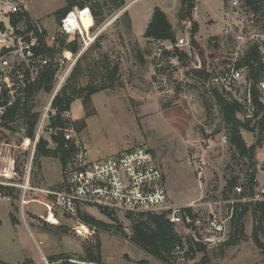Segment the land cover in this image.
<instances>
[{"label":"rangeland","instance_id":"obj_1","mask_svg":"<svg viewBox=\"0 0 264 264\" xmlns=\"http://www.w3.org/2000/svg\"><path fill=\"white\" fill-rule=\"evenodd\" d=\"M23 1L34 16L41 17L39 19L47 30L54 32L58 25L55 12L63 7L65 1ZM149 1L140 0L136 3V0H124L120 7H115L111 0H88V5L99 12L97 18L100 22H95L100 30L98 38L80 53L77 50L70 55L66 47L61 49L65 52V55H61V76L65 79L60 89L66 86L67 93L72 94L77 88L86 85L97 88L105 86L91 96L87 107L78 98L71 103L70 122L73 124L74 133L86 145L93 159L137 145H145L152 151L156 164L163 170L170 203L191 206L196 213L195 217L200 220L190 228H186L185 224L177 225L183 245L187 248L188 236L193 234L200 241L210 236L201 226L202 219L209 212L206 201L213 203L214 211L223 213L224 203H214L223 200L226 180L241 174L245 169V159L225 138L228 128L213 96V88H221L211 78L219 77L225 70L230 69L237 55L234 50L235 43L230 40L221 42L220 39L215 55L211 43L202 44L205 67L210 76L196 74L192 70L203 67L196 47H180L188 55L187 66H183L172 54L170 43H154L133 33L136 25L141 23L140 19H143L140 15L148 13L150 5L146 3ZM163 2L166 3L165 8L176 35V42L180 37L189 41L191 23L187 19H180L178 15L180 0ZM194 3L197 5L196 13L200 22L195 40L205 42L216 34L222 38L221 32L214 31L222 27L220 0H196ZM81 17L85 27L92 21L85 9L81 12ZM131 19L135 23L134 29L131 27ZM115 65L118 71L108 79L106 76L111 74ZM247 85L244 69L239 83L230 91H224L228 97L239 99L243 103L246 101ZM52 93V90L49 93H36L32 102L33 111L40 114ZM244 105L247 108V104ZM88 111L94 113L86 115ZM80 116L82 118L76 120ZM238 116L242 118L241 115ZM83 118L84 127L79 123ZM20 125L17 122L13 127L0 128V180L22 184L29 174L30 186L38 190H27L22 195L21 189L17 191V187H11V201L0 199V237L5 242L13 241L16 244V231L18 238H24L25 243L16 252L7 251L11 261L17 264V260L21 261L24 257L38 260L41 259V252L46 254L48 251L63 255L81 252L79 256L82 257L85 256V247H93L98 237L103 264H141V259L149 264V259L152 261L154 257L130 241L128 234L131 218L123 211L103 212L95 206H88L83 210L109 225L99 228L89 239L69 232L70 227L65 223L68 216L65 214L64 218L58 220L61 225H56L57 228L44 221V210L47 208L49 196L40 190L60 186L63 170L55 158L35 157V147L19 129ZM50 133V130L45 129L40 133V138L47 139L48 146L53 147ZM241 134L247 145L257 139L256 132L241 129ZM254 161L261 182L264 179V143L255 150ZM259 166L262 170L260 172ZM42 174L46 181L56 184L45 186L46 181L44 183ZM261 186L258 183L257 190ZM21 201L28 215L31 212L37 216L35 217L38 222L33 223L35 227L28 223L31 233L26 230L25 234H19L24 227H13L7 217V211L13 205L20 216ZM21 223L23 224L22 221ZM252 225L251 213L246 212L242 233L235 234L231 229L229 234V238L237 237L236 244L226 245L225 239L214 237L210 242L207 241L205 244L208 264H264V248L255 242ZM77 228L80 231L87 229L84 224ZM259 238L264 243V237L260 233ZM40 239L44 241L40 242ZM201 255L200 252L192 253L189 255L193 256L192 259L183 261L194 263ZM79 256H71V260L78 261ZM150 264L167 263L155 258Z\"/></svg>","mask_w":264,"mask_h":264},{"label":"built area","instance_id":"obj_2","mask_svg":"<svg viewBox=\"0 0 264 264\" xmlns=\"http://www.w3.org/2000/svg\"><path fill=\"white\" fill-rule=\"evenodd\" d=\"M221 4L222 38L219 36L221 42L230 40L235 43L234 50L237 57L254 46L264 63V12L261 10L264 0H221ZM24 6L15 0L0 1V128L13 127L20 122L19 129L25 134L26 124L22 115V105L25 101L31 104L36 95H28L29 87L46 67L54 66L53 93L48 104L37 115L31 141L35 147L40 139V133L48 129L55 135L60 134L64 147L73 144L75 151L63 169L60 186L56 189L40 190L49 196L50 207L59 209L61 213L74 220L72 232L86 239L91 238L98 230L95 224H86L80 219V212L88 206H95L103 212L123 211L129 218L141 213L165 211L169 221L174 224H180L183 217L186 223L196 225L200 222L197 217L192 220L184 211V208L189 206H176L170 203L163 170L156 164L153 153L147 146L137 145L93 159L86 145L74 133L73 124L70 122V110L60 113V117L66 120L65 127H49L51 119H55L56 115L52 100L65 79L61 76L63 63L61 55H65V52L61 51L63 47L60 39L65 37L66 42L79 40L78 53H80L97 39L100 30L98 28L87 30L88 28L83 25L81 12L85 8L79 9L75 6L69 9L59 18L54 34L47 36V46L56 50L53 56H50L44 51H38L40 41L36 34L29 31L28 24H32L38 31H41L43 27L36 19L30 18L27 21L26 16L23 15ZM193 10H196L195 6ZM175 45L193 49L190 40L184 41L183 37L178 38ZM69 53L73 54L70 51ZM243 71V67H235L232 63L231 68L225 70L215 80L223 90L230 91L243 78ZM259 83L260 89L264 90V75ZM243 103L250 105L248 86L246 101ZM15 105L18 108L13 117H10L9 112ZM243 158L245 169L237 175L238 182L230 193L223 194L222 201L214 203H224L225 211L223 213L214 211L213 203L206 201L209 212L202 219L201 226L210 236H207L203 243L210 242L213 237L228 239L233 208L237 202L264 201V179L259 182L256 167L250 164L246 157ZM260 167H258L259 172L262 171ZM253 170L257 187L258 183L262 186L259 190L256 187V194L253 196L244 195L243 183L246 175ZM262 172L264 178V170ZM28 180L29 174L22 184L0 180V198L5 201L12 199L11 194L5 192L1 186H17L22 190V195L27 190H38L30 186ZM44 221L49 223L48 219ZM81 224L86 225V231H80L77 228ZM186 251L187 248L183 243L174 246L172 251V254L176 256L174 264H186L183 261Z\"/></svg>","mask_w":264,"mask_h":264},{"label":"trees","instance_id":"obj_3","mask_svg":"<svg viewBox=\"0 0 264 264\" xmlns=\"http://www.w3.org/2000/svg\"><path fill=\"white\" fill-rule=\"evenodd\" d=\"M194 1L195 0H180L181 8L178 15L180 19H187L190 21V43L193 47L198 49L199 56L203 62L202 68L192 71L198 75L209 77L210 74L207 72L205 67V53L202 44L204 45L205 43H211L214 49L213 54L215 55L216 49L219 47L220 38L219 36H210L205 42H197L195 40L194 36L198 31V23L192 15V9L195 4ZM111 2L115 7H120L124 3V0H111ZM73 5L80 6L79 9L83 8L82 1L67 0L66 6L55 12L57 19L59 20L60 16L71 9ZM97 5L101 6L99 3H97ZM261 10L264 12V6H261ZM91 14L94 21L92 28H97L95 22H100V19L97 18L99 12H97L96 9L91 6ZM23 15L26 16L27 21L30 20L31 17L26 11L23 12ZM28 27L29 31L38 36L40 41V47L38 48V51H44L50 56H53L56 50L47 46L46 31L44 29L38 31L30 23L28 24ZM143 37L154 41H169L170 44H172V54L183 66H187L188 55L183 49L175 45L176 35L172 28V24L168 19L167 14L160 7H153L151 18L146 24ZM60 43L62 47H66L72 53H75L80 46L77 39L66 42L65 37L60 39ZM213 54L211 53V55ZM233 64L235 67H243L246 71L248 93L250 98V105L247 106L249 108H246V105H244V103H242L240 100L228 97L226 92L215 80L216 76H211V78H214V81L220 86L221 89H218L217 86L214 87L213 96L221 112L222 119L228 128L226 140L240 156L246 157L250 161V164L254 166V164H256L254 161V152L258 147L262 146V143H264V90L260 89L259 83L264 75V63L261 61L256 47L252 46L248 48L243 55L238 56ZM117 71L118 67L115 65L111 74L107 75L106 77L111 79ZM54 72V66L49 65L46 67L39 74L36 81L30 85L28 95L32 96L38 92L49 93L53 87ZM104 87L97 88L86 85L77 88V90H74L72 94H68L66 91V86H63L52 100V107L56 109V115L55 119H51L49 127H65L67 125L66 120H63L60 117V113L70 110L71 103L76 98L80 99L81 104L87 107L91 102V96ZM17 108V105L11 108L9 112L10 117H13V114H15ZM22 110L24 123L26 124L25 135L31 140L34 136V127L38 113L32 111L33 104H29L28 101H25V103L22 105ZM249 110L250 112L248 113ZM92 113L94 112L88 111L86 112V115ZM238 115H241L242 118H240ZM79 123L82 127H84L85 119L83 118L81 121H79ZM241 129L256 132L257 139L255 142L251 145H247L241 134ZM50 138L54 143V146H48V140L41 137L38 143L35 145L34 155L35 157L43 156L57 158L60 162L61 169L63 170L74 155L75 147L73 144L69 145L68 147H64L60 134L55 135L50 133ZM237 182V175L228 178L223 187V194L226 195L230 193L233 186ZM256 187L257 182L255 180V171L253 170L246 175V179L243 183V194L253 196L256 194ZM1 188H3L7 193H10V190L12 189L10 186H1ZM233 209L234 211L231 218V229L235 232V234L240 235L243 231L244 214L246 212H250L252 216L254 240L259 247L264 248V243H262L261 239L259 238V233L264 237V201L252 200L246 203L237 202ZM184 211L192 218V220L195 219L196 213H194L191 206L185 207ZM145 215H147L146 218H143ZM80 219L86 224H95L98 229L109 227V225L105 224L101 220H98L93 215L85 212H80ZM130 221V233L128 234L130 241L154 258L159 259L167 264H174L176 256L172 254L173 248L176 244L183 243L177 230V225L185 224L186 228L194 226L193 223H186L184 217L180 224H174L170 222L165 211L147 212L145 214L141 213L137 217H132ZM117 228L121 230L120 227ZM237 240L238 239L235 236L232 238L228 237V239L225 241V244H236ZM186 241L187 251L185 253L184 260L192 259L193 256H189L192 253H202L198 261L186 264H208L209 258L206 253V244L194 238L193 234L188 236ZM84 251L85 256H79L77 258L78 260L87 261L93 264H103L101 261V254L99 252L98 237L95 240V245L91 248L85 247ZM72 258L73 257L68 255L59 254L49 257L48 260L49 262L61 260L60 264H81L71 262L70 259ZM125 259L129 260L127 256H125ZM139 263L146 264L147 261L145 259H141L139 260ZM21 264H32V260L27 258L23 260Z\"/></svg>","mask_w":264,"mask_h":264},{"label":"crops","instance_id":"obj_4","mask_svg":"<svg viewBox=\"0 0 264 264\" xmlns=\"http://www.w3.org/2000/svg\"><path fill=\"white\" fill-rule=\"evenodd\" d=\"M1 1V0H0ZM15 1H17V2H19V3H21V4H23V5H25L24 6V9H25V11L28 13V15L32 18V19H36V20H39V22H40V25L43 27V29L46 31V34H47V36L49 37L50 36V34L51 35H53L54 34V32H55V30H54V32H49L48 30H47V28H46V26L44 25V24H42V20L41 19H39V18H41V17H36V16H34L29 10H28V8H27V6H26V3L23 1V0H15ZM65 1V3H64V5H63V7H65L66 6V4H67V0H64ZM79 1H82V3H83V5H82V7L83 8H85V10H87V12H88V14L90 15L89 17L91 18V23L90 24H88V26L86 27V28H88L87 30H89V29H94V28H92V26H93V24H94V21H93V17H92V14H91V7H90V5H88L89 3H88V0H79ZM138 1H140V0H136V3L138 2ZM196 1V0H195ZM147 5L149 4L150 5V8H149V10H148V13H146L145 15H140V18H142L143 17V19L141 20L140 19V21H141V23H139V25H136V27H135V30H133V33H135L136 34V36H141V37H143V32H144V29H145V27H146V24L148 23V21L150 20V18H151V14H152V10H153V7L154 6H158V7H160L166 14H167V17H168V12H167V9L165 8V6H166V3H164L163 2V0H150L149 2H147L146 3ZM220 4H221V0H220ZM75 6H77L78 8L80 7V6H78V5H73V7H75ZM194 6L196 7V10H197V5L196 4H194ZM63 7H61V9L63 8ZM72 7V8H73ZM221 7H222V4H221ZM83 8H81V9H83ZM58 10H60V9H58ZM57 10V11H58ZM193 10V9H192ZM196 10L194 11L193 10V13H192V15H193V18L197 21V23H198V25L200 26V22H199V20H198V14L196 13ZM62 16V15H61ZM60 16V17H61ZM212 18V17H211ZM168 19H169V17H168ZM213 19V18H212ZM214 20V19H213ZM57 21H59V20H57ZM84 21V20H83ZM58 24V23H57ZM135 23H134V21H133V19H131V27H133V29H134V25ZM57 27V26H56ZM221 29V30H220ZM220 29H218V28H216V29H214V31H216V30H218L219 31V33L221 32L222 33V27H220ZM213 36H219L218 34H216V35H213ZM150 41H152V42H154V43H156V42H168V43H170L169 41H154V40H150ZM93 97V96H92ZM82 117L80 116V117H77V119L76 120H78V119H81ZM51 147V146H50ZM52 158H55V157H52ZM55 159H57V158H55ZM58 160V159H57ZM59 161V160H58ZM60 163V162H59ZM61 166V165H60ZM61 168V167H60ZM42 177H43V180H44V183H45V179H44V175L42 174ZM17 184V183H16ZM53 184H56V183H53V182H49V181H46V183H45V186L47 185V186H50V185H53ZM58 184V183H57ZM15 187H17V186H15ZM59 186H55L54 188H48V189H56V188H58ZM20 188L19 187H17V191L19 190ZM22 191V190H21ZM21 194H22V192H21ZM11 197H13V196H11ZM1 199V198H0ZM169 201H170V199H169ZM47 205V208L44 210V220L45 219H48L49 220V223L48 224H50V225H54L55 227H56V225H61V224H59V222H58V220H60L62 217H63V213H61L60 212V210L59 209H56V208H51L50 207V205H49V200H48V203L46 204ZM189 205V204H188ZM21 208H20V210H21V212H20V216H19V214L15 211V209H14V205L12 206V209L11 210H8L7 211V217H8V219H9V221H10V223H12V225H13V227H24V230H22V231H20L19 232V234L20 233H24L25 234V231L27 230L28 231V233H31L30 232V230H29V226H28V223H31V225H33L34 226V222H36L37 221V219H36V215L35 214H32L31 212H30V215H28L27 214V211L25 210V207H22V201H21ZM176 206H187L186 204H184V205H176ZM86 210V209H85ZM36 216V217H35ZM52 218H55L56 220H53ZM64 218V217H63ZM14 219V220H13ZM21 221L23 222V224L21 223ZM1 222V221H0ZM38 222V221H37ZM70 222H73V221H71V219L70 218H68L67 217V221L65 222L66 223V225L68 226V227H70V230H69V232H71L72 233V227H73V224H70ZM35 227V226H34ZM57 228V227H56ZM58 228H59V226H58ZM60 229V228H59ZM64 234H66V233H64ZM59 235V234H58ZM75 236H77V235H75ZM77 237H79V236H77ZM14 238H17L16 240V244L13 242V241H9V242H5L1 237H0V263L1 264H14V262H12L11 261V259L9 258V256H8V254H7V251H8V253H10V252H16L15 250H17L18 249V247L19 248H21L22 247V243H23V245H25V243H24V238H21V239H19L18 238V232H16V231H14ZM44 240H42V239H40V242H43ZM9 248H8V247ZM12 249H13V251H12ZM82 250V249H81ZM22 252V251H21ZM24 252V251H23ZM81 253V252H80ZM80 253H73V255H71V254H66V253H64V254H66V255H70V256H76V255H80ZM61 254H63V253H61ZM54 255H59L58 253H54V252H52V251H48V253H42L41 252V259H38V257H36L38 260H33L32 258H29V257H24V259H22L21 261H18L17 260V264H21L22 263V261L23 260H25V259H31L32 260V264H60V261L61 260H58V261H53V262H49V260H48V258L49 257H51V256H54ZM81 257V256H80ZM155 258H153V260H154ZM71 260V259H70ZM153 260L152 261H150V259H149V264H150V262H153ZM71 261H75V260H71Z\"/></svg>","mask_w":264,"mask_h":264},{"label":"water","instance_id":"obj_5","mask_svg":"<svg viewBox=\"0 0 264 264\" xmlns=\"http://www.w3.org/2000/svg\"><path fill=\"white\" fill-rule=\"evenodd\" d=\"M75 263H81V264H93V263H90V262H87V261H81V260H78V261L75 260Z\"/></svg>","mask_w":264,"mask_h":264}]
</instances>
